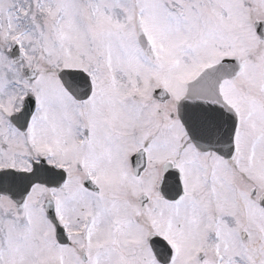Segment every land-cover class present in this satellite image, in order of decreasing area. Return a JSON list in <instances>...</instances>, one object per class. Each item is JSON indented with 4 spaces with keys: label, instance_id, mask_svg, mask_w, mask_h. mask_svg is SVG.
Returning <instances> with one entry per match:
<instances>
[{
    "label": "snow or ice",
    "instance_id": "snow-or-ice-1",
    "mask_svg": "<svg viewBox=\"0 0 264 264\" xmlns=\"http://www.w3.org/2000/svg\"><path fill=\"white\" fill-rule=\"evenodd\" d=\"M0 264H264V0H0Z\"/></svg>",
    "mask_w": 264,
    "mask_h": 264
}]
</instances>
